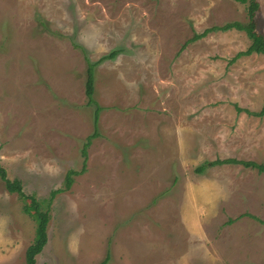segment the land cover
Returning <instances> with one entry per match:
<instances>
[{
  "label": "rangeland",
  "instance_id": "374dc122",
  "mask_svg": "<svg viewBox=\"0 0 264 264\" xmlns=\"http://www.w3.org/2000/svg\"><path fill=\"white\" fill-rule=\"evenodd\" d=\"M264 33V0H257ZM235 0H0V164L51 209L36 264H264V55ZM82 49H80L79 47ZM84 51V52H83ZM95 69L87 103L88 63ZM0 180V264H26L36 222ZM250 215V216H248ZM255 218H253V217Z\"/></svg>",
  "mask_w": 264,
  "mask_h": 264
},
{
  "label": "trees",
  "instance_id": "16d2710c",
  "mask_svg": "<svg viewBox=\"0 0 264 264\" xmlns=\"http://www.w3.org/2000/svg\"><path fill=\"white\" fill-rule=\"evenodd\" d=\"M241 4L247 5L246 10L248 13V22H230L223 26H213L206 29L202 33H197L192 39H190L186 44L194 43L200 39L205 38L211 32H227L230 30H238L245 32L250 40V45L247 49L239 51L235 57L229 60V64H234L238 59L242 57H249L253 54L264 55V33L259 32L257 29L256 16L260 10V4L257 0H235ZM79 47V46H77ZM82 49L81 47H79ZM84 52V51H83ZM118 51H112L108 55L103 56L99 61L88 63L87 69V81H86V97L87 103L91 106H95L94 114V124L98 123L99 113L102 110L94 98V82H95V69L104 60L114 59L118 54ZM238 112H245L246 114L257 117L264 118V106L256 112H252L248 109H242L236 106ZM97 129L93 135L87 138L86 143L83 146L82 154L84 156V164L81 171L70 170L67 173L65 180V187L50 192L48 198L38 199L34 195H28L24 192L23 183L19 179H9L7 170L0 164V180L4 183L5 189L10 194H17L19 199L23 202V212L30 216L36 222V232L32 244L29 246L26 252V264H36L37 256L42 252L46 244H48V227L51 221V209L52 203L55 197L64 192L65 190L71 189L74 184V177L84 174L86 172V161H87V149L92 144L93 140L98 136ZM223 165H241L245 168H250L257 170L260 174H264V165L258 164L253 161L238 160L235 158L228 159H217L214 162H206L197 168V172L202 173L208 166H223ZM250 216V215H248ZM253 217V216H251ZM255 218V217H253ZM264 224V221L259 220ZM110 260V255L108 254L106 258L100 264H108Z\"/></svg>",
  "mask_w": 264,
  "mask_h": 264
}]
</instances>
